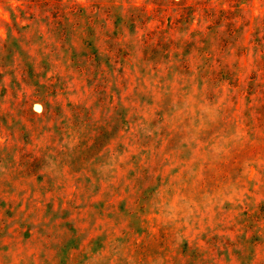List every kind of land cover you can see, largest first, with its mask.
I'll list each match as a JSON object with an SVG mask.
<instances>
[{
    "label": "rangeland",
    "instance_id": "rangeland-1",
    "mask_svg": "<svg viewBox=\"0 0 264 264\" xmlns=\"http://www.w3.org/2000/svg\"><path fill=\"white\" fill-rule=\"evenodd\" d=\"M0 264H264V0H0Z\"/></svg>",
    "mask_w": 264,
    "mask_h": 264
},
{
    "label": "trees",
    "instance_id": "trees-1",
    "mask_svg": "<svg viewBox=\"0 0 264 264\" xmlns=\"http://www.w3.org/2000/svg\"><path fill=\"white\" fill-rule=\"evenodd\" d=\"M108 13V12H107ZM133 17H134V15H133ZM140 17L141 16H135V18H136V20H140ZM88 19H91V17H88ZM88 24H91V27H93V24H92V19L88 22ZM122 26H124V25H122ZM120 29V28H119ZM119 34H121V32L119 31ZM107 37H109V36H107ZM121 48H119V50L117 49V53H118V55H115V56H119V54L121 53ZM97 56V55H96ZM126 57V56H125ZM118 59V57H112V58H110L109 57V61H112L113 59ZM89 60H92V61H95V57H92V56H90V57H87V61H89ZM87 61H85V62H83L82 61V59H79L78 60V64L82 67V69H85L86 67H87V64L89 63V62H87ZM83 67H85V68H83ZM45 88V87H44ZM52 115H55V114H52Z\"/></svg>",
    "mask_w": 264,
    "mask_h": 264
}]
</instances>
